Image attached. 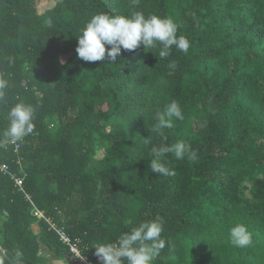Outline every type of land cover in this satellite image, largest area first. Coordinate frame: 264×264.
<instances>
[{"label":"trees","instance_id":"trees-1","mask_svg":"<svg viewBox=\"0 0 264 264\" xmlns=\"http://www.w3.org/2000/svg\"><path fill=\"white\" fill-rule=\"evenodd\" d=\"M42 2L0 0V137L16 103L36 109L33 132L0 147V165L23 179L22 190L0 169V264H48L43 249L65 259L51 224L95 261V247L150 220L166 241L153 264H264V0ZM137 11L173 19L187 53L141 45L115 63L78 58L92 16ZM173 100L184 119L151 133ZM181 140L195 156L169 152L175 175L152 172V147ZM237 224L249 247L230 242Z\"/></svg>","mask_w":264,"mask_h":264},{"label":"clouds","instance_id":"clouds-1","mask_svg":"<svg viewBox=\"0 0 264 264\" xmlns=\"http://www.w3.org/2000/svg\"><path fill=\"white\" fill-rule=\"evenodd\" d=\"M178 27L170 17L155 14L145 16L140 11L130 15L98 13L92 16L77 36L76 52L78 58L87 62L106 60L111 63H115L122 49L134 51L141 45L146 50L159 46L160 58L169 56L173 46L187 53L190 42L187 37L177 35ZM7 86V79L0 75V99H3ZM35 112L36 109L30 104L16 103L8 112L9 126L0 137V147L18 143L30 135L34 129ZM171 117L184 119L181 106L175 100L166 106L164 112L156 113V123L150 129L151 133L159 134L162 129L171 128ZM145 142L149 143L150 137L146 138ZM169 152L177 159H184L186 155L189 159L195 156L191 146L183 140L172 146H153V158L150 160L152 172L163 176L175 175L164 160ZM163 225L162 220L142 222L122 234L118 242L95 247V255L101 264H153L166 246V241L162 238ZM230 242L238 248L249 247L252 244V234L245 225L237 224L230 229Z\"/></svg>","mask_w":264,"mask_h":264},{"label":"built area","instance_id":"built-area-1","mask_svg":"<svg viewBox=\"0 0 264 264\" xmlns=\"http://www.w3.org/2000/svg\"><path fill=\"white\" fill-rule=\"evenodd\" d=\"M18 148H19V145L16 144V149H18ZM0 169L3 170L4 172H9V174H11V177L14 178L17 186L23 190V179L21 177H17V176H15V174L11 173L6 165H0ZM34 208H35V210H33L34 214H36V215L42 214L41 217H45L43 212L39 211L35 206H34ZM51 226L57 231V233L60 235L62 240L67 245L70 246V249H71L70 254L71 253L75 254L76 257L80 260V262H82L83 264H101V262L98 260V258H96V260L94 261L92 259H89L88 256L82 254L80 252V250L77 248V246L75 245V243L72 241V239L67 235V233L62 228H58L54 224H51Z\"/></svg>","mask_w":264,"mask_h":264},{"label":"rangeland","instance_id":"rangeland-1","mask_svg":"<svg viewBox=\"0 0 264 264\" xmlns=\"http://www.w3.org/2000/svg\"><path fill=\"white\" fill-rule=\"evenodd\" d=\"M42 4H41V9L44 10L46 8H50L53 7L55 5V0H42ZM66 58H62L59 63L61 64ZM35 210V208H34ZM39 214V213H38ZM39 216H42V214H39ZM2 223V219L0 220V225ZM34 230L38 231L39 227L38 225L34 226ZM41 253L43 255H48L50 258V261L48 264H83L82 262H80V260L76 257L75 254H69L65 259H59L57 256L51 255L50 253H48L46 250H42Z\"/></svg>","mask_w":264,"mask_h":264}]
</instances>
